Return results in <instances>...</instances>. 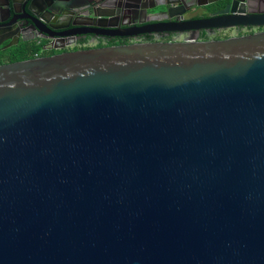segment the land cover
<instances>
[{
	"label": "water",
	"instance_id": "water-1",
	"mask_svg": "<svg viewBox=\"0 0 264 264\" xmlns=\"http://www.w3.org/2000/svg\"><path fill=\"white\" fill-rule=\"evenodd\" d=\"M41 2L185 37L0 64V264H264V0Z\"/></svg>",
	"mask_w": 264,
	"mask_h": 264
},
{
	"label": "flooded vegetation",
	"instance_id": "flooded-vegetation-1",
	"mask_svg": "<svg viewBox=\"0 0 264 264\" xmlns=\"http://www.w3.org/2000/svg\"><path fill=\"white\" fill-rule=\"evenodd\" d=\"M77 2L84 4L85 0H77ZM43 6V2H41L33 7V0H0V64L21 61L16 60L20 56L25 57L24 60H27L79 49L135 42H164L171 41L173 37H176L175 39L177 40L185 37V35L170 34L164 36L149 34L139 35L132 39H109L88 33L75 34L83 30L73 29L70 24L73 17L69 19L66 16L62 21L57 23L59 17L56 13H53V15L47 14L42 10ZM189 12L185 14L184 19L194 18L193 16H188ZM115 17L116 19L110 21V24L117 23L121 27L132 25V21L129 18L122 17L120 14H117ZM161 19L162 17L158 15L152 17L138 16L136 21L134 20L133 22H135V25L141 26L154 21H162ZM36 20H44L48 24H39ZM56 23L62 26H68L66 27L67 29L54 32L65 31L70 33L63 36H54V32L48 30L47 25ZM78 23H83V21L78 19ZM33 24L35 27H33ZM243 31L247 32V30H242L238 34H245L242 33ZM217 34L219 33H215L211 38L214 39ZM208 38L204 34L199 35V39L201 40ZM37 46H39V51L32 53V48ZM12 50L13 54L11 53Z\"/></svg>",
	"mask_w": 264,
	"mask_h": 264
},
{
	"label": "crops",
	"instance_id": "crops-1",
	"mask_svg": "<svg viewBox=\"0 0 264 264\" xmlns=\"http://www.w3.org/2000/svg\"><path fill=\"white\" fill-rule=\"evenodd\" d=\"M204 11L203 9L201 8H198V7H195V9L191 10L189 13H188V16H193L194 18H197V17H200L202 15H204ZM227 31H223V32H220V33H225ZM228 33V32H227ZM234 35V31H229V33L227 34V37L228 36H232Z\"/></svg>",
	"mask_w": 264,
	"mask_h": 264
},
{
	"label": "trees",
	"instance_id": "trees-1",
	"mask_svg": "<svg viewBox=\"0 0 264 264\" xmlns=\"http://www.w3.org/2000/svg\"><path fill=\"white\" fill-rule=\"evenodd\" d=\"M224 38H226V37H224ZM214 39H219L218 37H216V38H214ZM39 51V46H37V47H33L32 48V53H36V52H38ZM13 52V50L11 51V53ZM13 54V53H12ZM25 59V57H22V56H20V57H18L16 60H24Z\"/></svg>",
	"mask_w": 264,
	"mask_h": 264
},
{
	"label": "rangeland",
	"instance_id": "rangeland-1",
	"mask_svg": "<svg viewBox=\"0 0 264 264\" xmlns=\"http://www.w3.org/2000/svg\"><path fill=\"white\" fill-rule=\"evenodd\" d=\"M229 31H227V32L229 33ZM227 32H225V33H219V34L215 35L214 38L218 37L219 39H223L224 37H227V34H228ZM242 33H246V32L243 31Z\"/></svg>",
	"mask_w": 264,
	"mask_h": 264
},
{
	"label": "built area",
	"instance_id": "built-area-1",
	"mask_svg": "<svg viewBox=\"0 0 264 264\" xmlns=\"http://www.w3.org/2000/svg\"><path fill=\"white\" fill-rule=\"evenodd\" d=\"M176 37H173V39L171 40V41H178L177 39H175ZM136 43V42H135ZM137 43H144V42H137ZM145 43H147V42H145Z\"/></svg>",
	"mask_w": 264,
	"mask_h": 264
}]
</instances>
